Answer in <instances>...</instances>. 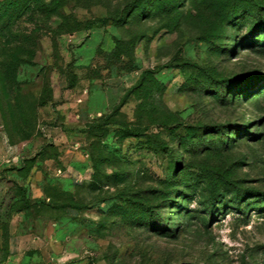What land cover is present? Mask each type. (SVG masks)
I'll return each mask as SVG.
<instances>
[{
    "label": "rangeland",
    "instance_id": "1",
    "mask_svg": "<svg viewBox=\"0 0 264 264\" xmlns=\"http://www.w3.org/2000/svg\"><path fill=\"white\" fill-rule=\"evenodd\" d=\"M33 4L0 12V264H264V0Z\"/></svg>",
    "mask_w": 264,
    "mask_h": 264
},
{
    "label": "crops",
    "instance_id": "2",
    "mask_svg": "<svg viewBox=\"0 0 264 264\" xmlns=\"http://www.w3.org/2000/svg\"><path fill=\"white\" fill-rule=\"evenodd\" d=\"M15 157H17V148L14 145H10L6 142L5 137H2V150H1V154H0V166L4 167L6 165V163L10 160V159H14ZM12 235L13 236H17V229L15 226H13L12 230ZM0 234H2V232H0ZM20 237V236H19ZM11 253H15V254H19L22 250V246L21 245H15L14 247L11 246ZM13 250V251H12ZM9 261H11V258L8 259ZM17 259H15L16 261ZM2 264V263H1Z\"/></svg>",
    "mask_w": 264,
    "mask_h": 264
},
{
    "label": "trees",
    "instance_id": "3",
    "mask_svg": "<svg viewBox=\"0 0 264 264\" xmlns=\"http://www.w3.org/2000/svg\"><path fill=\"white\" fill-rule=\"evenodd\" d=\"M33 0H4L0 1V12L8 11L23 12L24 10L33 9Z\"/></svg>",
    "mask_w": 264,
    "mask_h": 264
}]
</instances>
